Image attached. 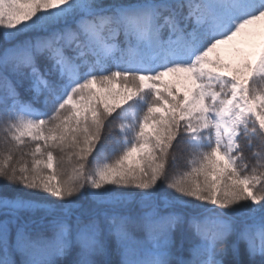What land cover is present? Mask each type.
I'll return each mask as SVG.
<instances>
[{
	"label": "snow or ice",
	"instance_id": "1",
	"mask_svg": "<svg viewBox=\"0 0 264 264\" xmlns=\"http://www.w3.org/2000/svg\"><path fill=\"white\" fill-rule=\"evenodd\" d=\"M0 264H264V0H0Z\"/></svg>",
	"mask_w": 264,
	"mask_h": 264
},
{
	"label": "trees",
	"instance_id": "2",
	"mask_svg": "<svg viewBox=\"0 0 264 264\" xmlns=\"http://www.w3.org/2000/svg\"><path fill=\"white\" fill-rule=\"evenodd\" d=\"M183 166H184V165H183V161H181V165H180V167L183 168Z\"/></svg>",
	"mask_w": 264,
	"mask_h": 264
}]
</instances>
